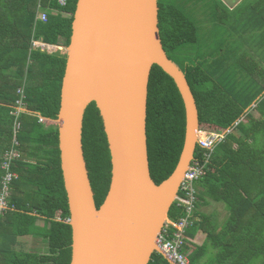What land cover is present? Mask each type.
<instances>
[{
    "label": "trees",
    "instance_id": "trees-1",
    "mask_svg": "<svg viewBox=\"0 0 264 264\" xmlns=\"http://www.w3.org/2000/svg\"><path fill=\"white\" fill-rule=\"evenodd\" d=\"M0 0V193L3 156L15 148L21 157L11 169L10 207L0 218V264H70L72 228L61 169L55 122L61 101L66 51L33 48L34 41L66 49L78 0ZM218 19L233 18V29L246 35L253 53L232 49L213 58L187 60L184 48L199 41V26L189 12L199 0H158L159 27L167 56L185 74L196 100L200 130L225 133L197 185L194 224L184 252L199 264L264 263V0H243ZM39 12L47 21L38 19ZM191 13V14H190ZM221 21V20H219ZM233 30V31H234ZM174 55L184 56L177 62ZM24 107L18 117L19 101ZM254 104V105H253ZM253 105V106H252ZM18 145L13 144L14 126ZM100 111L95 103L83 123L84 156L99 208L110 188L112 164ZM186 130L185 108L174 80L159 66L148 86L147 131L151 177L157 185L175 170ZM204 151L196 148L195 158ZM222 204L226 217L201 211ZM182 211L173 204L169 218ZM205 239L200 244L199 235ZM30 245V249H26ZM39 244L43 246H39ZM150 264H171L154 253Z\"/></svg>",
    "mask_w": 264,
    "mask_h": 264
},
{
    "label": "water",
    "instance_id": "water-1",
    "mask_svg": "<svg viewBox=\"0 0 264 264\" xmlns=\"http://www.w3.org/2000/svg\"><path fill=\"white\" fill-rule=\"evenodd\" d=\"M221 1L233 9L243 0ZM65 51L55 123L72 228L70 264H150L154 253L162 254L157 239L194 159L200 130L187 78L163 48L158 0H78ZM154 65L174 80L186 116L179 162L160 185L151 177L146 135ZM91 103L100 111L112 164L110 188L99 208L83 148Z\"/></svg>",
    "mask_w": 264,
    "mask_h": 264
},
{
    "label": "built area",
    "instance_id": "built-area-1",
    "mask_svg": "<svg viewBox=\"0 0 264 264\" xmlns=\"http://www.w3.org/2000/svg\"><path fill=\"white\" fill-rule=\"evenodd\" d=\"M64 4V0H61ZM38 19L43 22L47 21V15L45 13L38 14ZM33 48L53 51L54 46L45 44L41 41H34ZM19 109L14 113L16 117L19 116L20 111L24 107L23 101H19ZM45 119H41L44 122ZM14 138L13 144L18 145L16 140V135L20 131V123L18 121L14 122ZM230 130L225 133L214 132L211 130H199L196 135L197 147L204 151L203 156L195 158L192 160L183 180L180 185L179 194L174 202L176 207L182 211V216L174 221L170 218L166 221L161 234L157 239V246L159 247L163 256L171 264H199L193 263L190 257L184 252V247L186 244V234L188 229L194 224V213L196 210V203L198 200L197 185L200 180L204 177L207 163L218 146L222 142L225 135H227ZM21 157L20 152L15 148L9 149L3 156V164L1 166L2 170L5 171V176L2 182V191L0 193V218L5 214L6 210L10 207L9 205V195L11 190V182L17 177L11 169L12 163Z\"/></svg>",
    "mask_w": 264,
    "mask_h": 264
},
{
    "label": "rangeland",
    "instance_id": "rangeland-1",
    "mask_svg": "<svg viewBox=\"0 0 264 264\" xmlns=\"http://www.w3.org/2000/svg\"><path fill=\"white\" fill-rule=\"evenodd\" d=\"M217 7H219L220 11H223V7L219 5L218 0H199L198 4H191L188 7L193 19L199 26L200 42L184 48L185 57H189L187 60L193 62L197 58H213V55L216 57L227 49L234 50L236 52L235 57H239L243 53H253V48L246 42V35L240 34L233 29L232 26L235 25V21L231 16L230 18H217L215 11L218 9ZM56 48V51L58 49L65 51L64 48ZM183 57L181 55H174L177 62H181ZM44 123L46 125H56L55 122L49 120H45ZM30 245L32 244L30 243L26 249H30ZM39 246L43 245L39 244Z\"/></svg>",
    "mask_w": 264,
    "mask_h": 264
},
{
    "label": "crops",
    "instance_id": "crops-1",
    "mask_svg": "<svg viewBox=\"0 0 264 264\" xmlns=\"http://www.w3.org/2000/svg\"><path fill=\"white\" fill-rule=\"evenodd\" d=\"M201 211L206 213V214L214 213L215 211H217L219 213L218 214V219L215 220L217 223L223 222L225 217H226V211H225L223 205L222 204H217V203H215L213 201L209 202L207 206H204L201 209ZM204 239H205V237L202 234V235H199L195 241L201 244ZM258 264H264V263H258Z\"/></svg>",
    "mask_w": 264,
    "mask_h": 264
}]
</instances>
